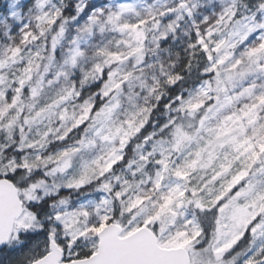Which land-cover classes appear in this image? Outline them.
Wrapping results in <instances>:
<instances>
[{
  "label": "snow or ice",
  "instance_id": "6c2138e0",
  "mask_svg": "<svg viewBox=\"0 0 264 264\" xmlns=\"http://www.w3.org/2000/svg\"><path fill=\"white\" fill-rule=\"evenodd\" d=\"M0 264H264V0H5Z\"/></svg>",
  "mask_w": 264,
  "mask_h": 264
},
{
  "label": "trees",
  "instance_id": "16d2710c",
  "mask_svg": "<svg viewBox=\"0 0 264 264\" xmlns=\"http://www.w3.org/2000/svg\"><path fill=\"white\" fill-rule=\"evenodd\" d=\"M5 3V0H0V6H2Z\"/></svg>",
  "mask_w": 264,
  "mask_h": 264
}]
</instances>
